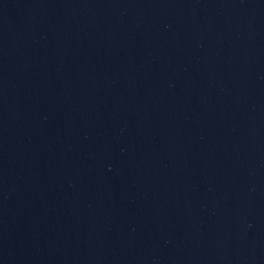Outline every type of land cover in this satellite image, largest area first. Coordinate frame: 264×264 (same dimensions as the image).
I'll list each match as a JSON object with an SVG mask.
<instances>
[{"label": "water", "instance_id": "95a60500", "mask_svg": "<svg viewBox=\"0 0 264 264\" xmlns=\"http://www.w3.org/2000/svg\"><path fill=\"white\" fill-rule=\"evenodd\" d=\"M0 264H264V0H0Z\"/></svg>", "mask_w": 264, "mask_h": 264}]
</instances>
